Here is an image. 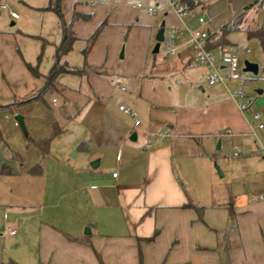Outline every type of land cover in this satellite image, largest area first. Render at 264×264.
I'll return each mask as SVG.
<instances>
[{"label": "crops", "instance_id": "0c3cea01", "mask_svg": "<svg viewBox=\"0 0 264 264\" xmlns=\"http://www.w3.org/2000/svg\"><path fill=\"white\" fill-rule=\"evenodd\" d=\"M143 1L148 6L137 2L126 9L119 0H60L65 24L73 13L81 16L71 24L75 41L62 58L68 66L83 65L81 52L86 41L101 26L86 55L85 72L57 78L64 107L60 114L51 115V127L63 128L71 120L69 104L85 105L83 90L91 89L94 97L105 91L101 87L103 66L109 52L119 49L120 37L125 53L135 51L144 64L149 50L154 55L155 35L165 22H158L155 15L148 17L147 7L157 8L165 19L171 11L176 19L171 28H181L176 54L160 68L153 65L148 77H158L160 71L194 68L201 74L188 77L196 81L199 92L206 93L205 99H194L188 105L153 104L141 97L139 82L133 93L120 97L119 105L132 108L140 125L134 126L133 118L118 109L125 116L121 121L110 119L106 134L96 132L82 138L76 144L83 147L74 148L72 154L80 160L69 164L58 160L53 171L48 168V172L41 169L31 174L29 168L20 170L21 160L14 165L16 161L4 156L0 148V167L7 164L10 168V174H0V264H264V201L257 199L264 189V128L257 129L251 118L252 113L260 112L264 124V107L257 108L264 105L257 104L262 98L249 100L248 110L241 113L237 105L242 99L232 96L238 91L227 88L228 82L235 81L206 83L207 70L197 64L185 44V28L190 29L168 0ZM52 2L0 0V105L33 95L42 87L61 38L60 19L45 10ZM171 28L166 35L164 30L165 46ZM26 64L37 65L39 76L32 75ZM88 79H95L93 87H82ZM56 103L52 97L50 105ZM31 104L36 103L18 110L23 123ZM163 131L166 136H161ZM132 133L135 138L130 140ZM217 142L218 150L231 148L232 152L235 148L245 156L229 159L233 157L223 153L224 159L217 162L226 186L222 201L201 204L194 195L201 183L198 179L206 180L201 186L203 197L211 196L213 184L218 185L211 169ZM182 157L200 159L203 167L198 171L187 169L184 163L175 164L174 159ZM94 163L96 167H92ZM71 194L85 200L58 204ZM105 207L113 212L108 215L110 220L108 216L99 219ZM137 239H151L140 243L141 262ZM7 247L14 248L8 257Z\"/></svg>", "mask_w": 264, "mask_h": 264}, {"label": "rangeland", "instance_id": "374dc122", "mask_svg": "<svg viewBox=\"0 0 264 264\" xmlns=\"http://www.w3.org/2000/svg\"><path fill=\"white\" fill-rule=\"evenodd\" d=\"M119 2L126 9L137 2L145 4L143 0H119ZM145 5L148 6L147 4ZM262 6H264V0H209L204 3L203 8H198L194 11L196 17H207V21L198 24L196 18L186 15L182 18L183 23L192 31L219 33L221 27L230 25L234 17H242L240 23L229 29L226 33L227 44L223 50L237 55L238 71L243 79V81L228 82L227 88L232 93L237 91L242 92L245 95L244 100L246 101L253 100L257 96L264 100V47L257 38L249 39L246 36V30L254 31L260 29L264 33V9H262ZM152 9L154 13L151 15L148 14V17L151 16L153 18L155 15V19H158V22L159 20L164 21L166 35L168 29L176 24L174 14L168 11V18L165 19L159 14L157 8L152 7ZM30 38L32 39L34 37ZM121 38L122 37L118 39V42H121L119 49L114 53L109 52L108 59L103 66L104 74H102L103 78H101V87L105 89V91L99 92L100 94L97 95L98 97H94L91 89L90 91L83 90V92H85V105L69 104V112L72 118L70 121H67L61 133L52 136L50 139L49 151L46 155L42 156L39 149L34 147L28 140L34 136L46 138L52 135V122H50V119L51 115L60 114L64 107V97L62 93L57 91L55 94L45 98V103L49 105L52 97L57 100L56 105H50V108H47V106L42 103L31 104L29 108L30 113L24 115L26 134H24L18 126L14 125V115H12V113L0 115V135L3 141H0V148L1 151H4V156L6 155L8 158L12 154H16L17 161L14 165L18 166V160H21L22 165V168L18 169L24 171L25 168L28 169L33 167L34 164H38L44 172H48V168L50 171L56 169L59 163L58 160H65L64 162L68 164L78 162L80 158L78 157L75 159L72 156L73 152H75L74 148H78L80 145L76 143L89 134L95 135L96 132L100 135L102 133L106 134L107 132H105V130L107 131L110 119L115 120L117 118L118 121H121L125 116L118 112V106L121 100L120 97L133 93L134 90L137 89L136 86L139 82H141V97L149 100L153 104L188 105L193 102L194 99H205L206 93L199 92L195 87V85H197L194 80L195 76L201 73L194 68L187 72L176 70L160 71V76L155 78L148 77L153 65L160 68V66L162 67L165 63L170 61V58L166 60L162 58L165 41L160 43L161 48L158 53L152 55L149 50L147 60L144 64L141 58V60L138 59V53L135 51L130 52L128 50V53H125V44ZM116 46H118V44ZM121 51L123 52V58L119 59ZM245 62L257 65L258 71L256 75L251 72H243ZM188 76H190V78L193 77L194 82H192ZM85 82L86 83H84L82 87L88 88L89 84H92L90 87H93L95 79L92 82L90 79L85 80ZM121 88H124L126 91L122 92ZM258 91H261L260 95L257 94ZM223 92L226 94L225 90H223ZM250 107L255 106L252 104ZM263 107L264 105H259L257 108L262 109ZM130 109L134 112L132 108ZM213 153L216 156L211 164V169L212 173H214L213 177L218 185L213 184L211 196L208 195L203 197L201 195L203 192L201 191V186L206 180L202 181L200 178L198 179L201 183L198 184L196 191H194V195L197 197L199 196L198 200L201 204L209 205L221 202V196L225 194L224 191L226 186L223 184V179L220 177L218 163L220 160L224 159L223 153L226 157L231 156V148L228 150L223 148L218 150L217 144H215ZM178 160L176 158L174 159L176 162L175 164H178V162L180 164L184 163L187 169L197 168L199 171V169L203 167L201 165L202 160L200 159L194 160L192 158L185 159V157H182ZM181 167L182 165H180L179 171H182ZM71 184H73V182ZM183 186L185 189L187 188V185L183 184ZM80 198L75 194H71L69 197L66 196V198L60 200L58 204H69L78 199H80V201L85 200L84 196ZM112 213L110 208L105 207V209L100 210L98 216L100 220L105 219V217L107 219V216ZM109 217L110 216H108V219L110 220ZM112 225H114V223H112ZM112 229L116 228L112 226ZM13 252L14 248L7 247L6 256L8 257V254Z\"/></svg>", "mask_w": 264, "mask_h": 264}, {"label": "trees", "instance_id": "16d2710c", "mask_svg": "<svg viewBox=\"0 0 264 264\" xmlns=\"http://www.w3.org/2000/svg\"><path fill=\"white\" fill-rule=\"evenodd\" d=\"M182 3L185 6V9L188 11H196L198 8H203L204 3L200 0H181ZM59 2L60 0H53V2L48 5V7H46L45 10H51L53 11L58 18L60 19L61 22V38L59 43L56 45L55 47V53H54V58H53V63L51 65V67L49 68L48 73L44 76V83L42 85V87L33 95L30 96H26L25 98L21 99V100H13L11 103L8 104H4V105H0V115L1 114H8V113H12V115L16 116L18 113V110L20 107L30 104V103H42L43 105H46L45 103V98L49 97L53 94H55L57 92V78L62 75V74H68V75H74V76H81L84 72H85V58L86 55L89 51V49L91 48L93 42L95 41V39L98 36L99 30H100V26L93 32V34L87 39V43L85 48L82 50L81 54L83 57V65L79 68L76 67H70L67 65V63L62 61V58L71 51L72 49V45L73 42L75 41V37L72 33L71 30V24L76 21L78 18H80L81 16H79L76 13H73V15L71 16L70 22L69 24H65L63 19H62V15H61V11H60V6H59ZM242 20V17H234L231 24L228 26H222L221 29L219 30V33L217 32H208V36L206 39V49H208L209 51H215V50H223L227 44L226 41V33L228 32L229 29H231L234 26H237L240 21ZM263 31L262 30H246V36L250 39V38H257V40L260 41V43L263 45L264 47V41H263ZM40 55H38L37 57V61L39 60ZM26 68L29 70V72L34 75V76H39V73L37 72V65L35 66H31L29 64H26ZM62 128H59L57 125L53 124L52 127V135L46 139H41V140H37V141H33L32 139H29L28 141L37 149H39V151L41 152V155L44 156L48 153L49 150V144H50V139L52 138V136H55L59 133H61ZM0 141H2L1 135H0ZM79 147H83L82 145H79ZM17 156L16 154H12L10 156V159L17 161ZM9 166L7 164H2L0 167V174H10V170H9ZM41 171V167L38 164H34L33 167H30L27 172L31 173V174H38ZM188 206V205H187ZM229 210V218H233V211L231 206L228 207ZM202 209L199 208L198 212H199V218L201 215ZM151 241V239H137V243H139L138 245V258H139V262H141V250H140V243L141 242H149ZM99 260V258H98ZM100 262V260H99ZM100 264H102L100 262Z\"/></svg>", "mask_w": 264, "mask_h": 264}, {"label": "built area", "instance_id": "2783aa9c", "mask_svg": "<svg viewBox=\"0 0 264 264\" xmlns=\"http://www.w3.org/2000/svg\"><path fill=\"white\" fill-rule=\"evenodd\" d=\"M202 2H207L208 0H200ZM170 7L175 11L177 17L182 19L183 16H190L196 18L197 21L202 24L204 23V18L197 16L193 11H188L185 9L184 4L181 0H168ZM138 8H142L141 4H137ZM2 9H6V5H1ZM264 8V7H263ZM148 13L153 14L154 10L152 8H145ZM12 18H17V14L9 11ZM187 32V38L185 44L188 46V52L195 55L197 64L207 70L205 77L206 83L208 85L222 84L225 85L227 81H243L240 73L238 71V58L237 55L229 51H221L216 54L214 52L206 49V39L208 34L206 32H193L185 28ZM181 31L179 27H173L168 34L166 46L162 52V58L167 59L176 54L179 44L178 35ZM125 90L124 88H121ZM242 99V101L237 105L238 110L241 113H245L248 110L251 101L244 100L245 95L238 91L236 95H232ZM55 101L53 100V103ZM119 111L123 114L133 118V125L139 126L140 121L136 118L135 113L128 107L124 105H119ZM252 121L255 123L257 129H263L264 124L261 122V114L259 112H254L251 114ZM17 126V123L14 122ZM167 133L163 131L161 136H166ZM245 156L244 153L237 151L235 148L232 149L231 157H241ZM259 201H264V189L261 193L257 195Z\"/></svg>", "mask_w": 264, "mask_h": 264}, {"label": "water", "instance_id": "95a60500", "mask_svg": "<svg viewBox=\"0 0 264 264\" xmlns=\"http://www.w3.org/2000/svg\"><path fill=\"white\" fill-rule=\"evenodd\" d=\"M206 20V18H205ZM164 39V27L163 25H161V27L159 28V30L157 31L156 35H155V45L152 49V53H157L159 50V46L160 43L163 41ZM258 71V67L255 64H250V63H244V68H243V72H251L252 74L256 75ZM257 94H261V91H258ZM257 104H264L263 99H260ZM14 121L17 123V126L20 128V130L26 134V129L23 123V119L20 115H16L14 116ZM135 138V133H132L130 136V140H133ZM217 148H219V142H217ZM97 163L92 164V167H96Z\"/></svg>", "mask_w": 264, "mask_h": 264}]
</instances>
